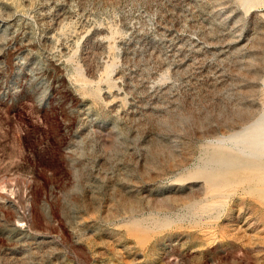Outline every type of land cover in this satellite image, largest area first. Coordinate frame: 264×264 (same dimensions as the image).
I'll return each instance as SVG.
<instances>
[{
  "label": "rangeland",
  "instance_id": "1",
  "mask_svg": "<svg viewBox=\"0 0 264 264\" xmlns=\"http://www.w3.org/2000/svg\"><path fill=\"white\" fill-rule=\"evenodd\" d=\"M262 121L264 0H0V264H264Z\"/></svg>",
  "mask_w": 264,
  "mask_h": 264
},
{
  "label": "bare ground",
  "instance_id": "2",
  "mask_svg": "<svg viewBox=\"0 0 264 264\" xmlns=\"http://www.w3.org/2000/svg\"><path fill=\"white\" fill-rule=\"evenodd\" d=\"M237 142L239 144L243 143L242 145L245 146L244 149L248 152H261L264 149V121L256 124L252 132L241 134ZM258 167L264 170L263 165H258Z\"/></svg>",
  "mask_w": 264,
  "mask_h": 264
}]
</instances>
